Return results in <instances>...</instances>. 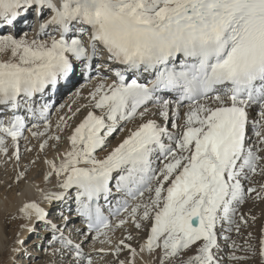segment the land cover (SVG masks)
Instances as JSON below:
<instances>
[{
    "label": "snow or ice",
    "instance_id": "snow-or-ice-1",
    "mask_svg": "<svg viewBox=\"0 0 264 264\" xmlns=\"http://www.w3.org/2000/svg\"><path fill=\"white\" fill-rule=\"evenodd\" d=\"M0 57V156L12 148L20 160L26 128L41 152L70 129L44 161L47 208L25 201L12 217L37 236L42 264H95L93 252L109 251L114 264H221L222 233L248 227L239 206L264 201L253 183L264 178V0H0ZM77 77L96 83L86 103L59 105L68 112L53 131V98L79 97ZM128 224L145 230L138 250L131 235L112 243ZM222 238L229 260L264 264V226L243 246ZM89 239L112 247L86 251ZM26 244L17 233L0 264H34Z\"/></svg>",
    "mask_w": 264,
    "mask_h": 264
},
{
    "label": "bare ground",
    "instance_id": "bare-ground-1",
    "mask_svg": "<svg viewBox=\"0 0 264 264\" xmlns=\"http://www.w3.org/2000/svg\"><path fill=\"white\" fill-rule=\"evenodd\" d=\"M18 27L23 28L24 26L23 24H21ZM26 29L27 28H24V30ZM34 30L35 27L31 32H28L30 36L32 35ZM75 82H76V87H79L80 84H84L85 87L82 90L81 95L79 97L73 96V92L75 91L74 88H68L61 91V93L63 91H66L65 95L63 94L64 97L66 98L64 103L60 101L58 104H56V108H54L53 111H51L53 113V118L51 120L53 131L55 130L57 117L59 115H65L68 112L67 107L57 112L56 109L59 108V105L60 104L72 105V107L74 108L79 104L86 103L87 102L86 97L88 95V92L96 83L94 79L91 81L83 82L82 79H80L79 77L76 78ZM59 98H60V94L53 98L54 102L57 101ZM75 122L76 120L73 121V123ZM69 133H70V129H65L64 133L61 134L63 137H65V139L59 143L57 148L49 147L44 152H41L39 149L40 139L39 138L33 139L30 136V133L28 132L24 136L26 139H21L19 141V148H20L19 161H16L15 159H9V156L11 155L12 152V148H9L8 155L0 156V250L5 248L4 244L6 245L9 244L10 240H8V238L10 239L12 237V233L8 231L9 226H11L13 234L15 235L17 233L20 234L21 239L22 236L24 235L25 231L21 230L19 227L22 221L20 219H15V220L12 219V217H18L20 215L18 212L19 207L25 201H30V200L40 201V195L39 192L37 191L38 187L46 188L48 190H53V184L55 183V179L52 178V184H46L43 180V174L44 172L47 171V166L44 163V161L45 159H52L53 157H56L60 152H63L66 149L67 147L66 136ZM248 137H249V144L254 142L255 137L252 135L251 128H249ZM52 143L55 142L49 141L50 145ZM29 148L31 149V151L26 150ZM25 168H27L26 179L17 182L16 181L17 173L24 171ZM253 183L255 184L264 183V178L260 176H255L253 178ZM40 202H41V206L47 208L46 202L43 201ZM245 203L243 204L244 205L243 207L239 208L238 217L239 215H244L247 219L248 227H242L241 233L239 235H237V233L234 230L230 234L222 233L221 238L219 239V245H220L219 256L223 252V247L226 246L227 243L228 245L231 243V240H224L222 238L223 235H230L232 240L235 241L240 240L239 245L243 246L244 240L247 237L248 232H252L253 237H258L260 234L261 227L264 226V201L255 200L251 196H249V198L246 199ZM260 203H263L262 207L259 206ZM54 207H58V205H54ZM251 217H255L256 218L255 221H253ZM109 235L112 239L113 244L117 243L121 239H124L126 236L131 235L133 239L131 241H126V242L131 243L133 247L137 248V250L139 244L146 239L145 230L141 229L138 231L131 224H128L123 228L116 229L115 231L109 233ZM36 237L37 236L33 237L34 241L31 245H33L36 242L35 240L37 239ZM237 237H239L240 239H236ZM90 240L91 239H89V241ZM251 242L253 244L257 243L255 239H253ZM93 247L110 250L112 245L101 243L99 241H97L95 245H93V242L91 241L89 250L92 249ZM242 254L244 255L237 254L236 252V255L239 256L251 255L250 253H246L244 251L242 252ZM126 255H127V251L125 250V252L121 254L120 259H124ZM2 257H0V259H2ZM93 258L95 264H114L115 262V257L111 255L110 251L107 255L93 252ZM143 259H147V253L143 255ZM227 263L236 264L237 261L231 260L228 261ZM25 264H27V262H25ZM136 264H142L141 257L137 258Z\"/></svg>",
    "mask_w": 264,
    "mask_h": 264
},
{
    "label": "rangeland",
    "instance_id": "rangeland-1",
    "mask_svg": "<svg viewBox=\"0 0 264 264\" xmlns=\"http://www.w3.org/2000/svg\"><path fill=\"white\" fill-rule=\"evenodd\" d=\"M33 28H34V27H32L31 29H30V28H27L25 31H27V32H31V31L33 30ZM65 92H66V91H63L62 93H60V98L57 100L56 104H58L60 101L64 103L65 98H66V97H64ZM63 94H64V95H63ZM51 113H52V112H51ZM52 118H53V113H52V115H51V117H50V121L52 120ZM27 133H28V131L24 134V136H25ZM123 135H124V133H121V132L117 131V132L114 134V136L111 138L110 143H111L112 145H115V143H117L118 140L121 139V138L123 137ZM97 155H98V156H103L104 153H103V152H99V154L97 153ZM245 204H246V203H245ZM243 206H244V205L242 204V205L239 206V208H240V207H243ZM259 206L262 207V206H263V203H260ZM238 211H239V209H238ZM8 231H9L10 233H12V237H11L12 240H11V238L9 239V238L7 237L8 240H10V242H9V244H7V245L4 244V246H7V247L10 249L11 246H12L13 239L15 238L16 235L13 234V231H12L11 226L8 227ZM35 236H36V235L33 234V235L29 238V237H28V234H27L26 232H24V235L22 236V239L27 238V244L25 245V247H29V250L32 252V254L35 255V256H37V260L34 262V264H42V261H43V259L45 258V254H44V252H43L42 250H36V249H32V248H30V245H31V244L33 243V241H34V238H33V237H35ZM36 238H37V237H36ZM236 239H240V238L237 237ZM35 240H37V239H35ZM239 241H240V240H239ZM239 241L236 240L237 244L240 243ZM46 243H47V241H45V244H46ZM90 244H91V240L88 241V242L84 245L86 251L89 250V246H90ZM42 252H43V253H42ZM231 252H232V249L228 247V243H227L226 246L223 247V252H222V254L220 255V257L222 258L221 263H223V264H229V263H227V262H228V261H231V260L228 259V255H229V253H231ZM242 252H243V251H237V254L244 255V254H242ZM238 256H239V255H238ZM249 256H250V255H249ZM7 257H8V258H7ZM9 259H10V256H8L7 254H5V255L2 257V260H4V261H8ZM25 262H27V264H33V262H31V261H25ZM225 262H226V263H225ZM236 264H260V260H259V258L252 257L251 259H248V260H238Z\"/></svg>",
    "mask_w": 264,
    "mask_h": 264
}]
</instances>
